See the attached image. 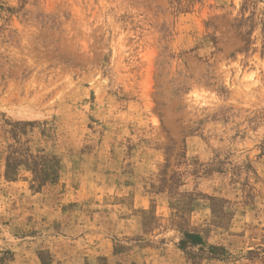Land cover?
<instances>
[{"label":"rangeland","instance_id":"1","mask_svg":"<svg viewBox=\"0 0 264 264\" xmlns=\"http://www.w3.org/2000/svg\"><path fill=\"white\" fill-rule=\"evenodd\" d=\"M0 264H264V0H0Z\"/></svg>","mask_w":264,"mask_h":264}]
</instances>
